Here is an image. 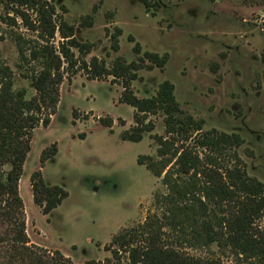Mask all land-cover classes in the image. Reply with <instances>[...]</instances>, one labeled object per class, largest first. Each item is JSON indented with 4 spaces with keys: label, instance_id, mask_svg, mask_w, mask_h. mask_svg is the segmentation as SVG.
I'll return each mask as SVG.
<instances>
[{
    "label": "rangeland",
    "instance_id": "374dc122",
    "mask_svg": "<svg viewBox=\"0 0 264 264\" xmlns=\"http://www.w3.org/2000/svg\"><path fill=\"white\" fill-rule=\"evenodd\" d=\"M147 1L149 9L141 0H57L55 5L57 14L75 25L76 38L93 46L85 57L87 62L97 57L110 65L117 56L131 63L144 52L167 55L163 71L143 68L138 72L130 86L134 94L149 98L161 83L170 82L180 108L202 120L204 130L234 133L243 139L236 153L247 174L264 184V0ZM5 14L0 2V62L13 71L14 90H25L31 98L35 92L27 77L37 65L17 67L13 34L32 40L37 35L9 28L1 20ZM88 15L93 27H80ZM117 29L121 34L119 50L114 53L109 36ZM59 41L56 34L55 45ZM136 45L139 55L134 51ZM122 91V81L112 77L90 80L78 73L67 80L65 76L57 109L47 127L34 129L23 164L18 192L29 244L51 253L59 251L72 264L110 258L105 246L113 236L142 223L149 212L156 211L153 196L165 192L160 179L137 162L140 156L155 157L151 137L164 135V118L161 114L147 116L145 122L153 130L140 142L123 141L121 134L136 124L134 109L120 100ZM46 113L42 111L41 118ZM52 145L56 155L42 164V153ZM39 171L46 185L67 192V198L48 215L32 199L29 180ZM256 225L264 234V217ZM8 230L0 224L2 235ZM3 245L0 264L7 261ZM180 250L238 264L228 250L216 245L197 250L184 245Z\"/></svg>",
    "mask_w": 264,
    "mask_h": 264
},
{
    "label": "trees",
    "instance_id": "16d2710c",
    "mask_svg": "<svg viewBox=\"0 0 264 264\" xmlns=\"http://www.w3.org/2000/svg\"><path fill=\"white\" fill-rule=\"evenodd\" d=\"M141 1L148 7L147 0ZM0 2L6 10L2 23L37 35L32 40L18 32L13 34L17 67L37 65L27 77L34 96L27 98L25 90H14L13 71L0 62V224L9 228L6 236L0 233V247L6 244V264H72L59 251L51 253L29 244L18 183L34 129L49 125L65 76L70 80L78 73L90 80L112 77L122 81L120 100L134 109L136 124L121 134L123 141L140 142L153 130V125L145 122L147 116L161 114L164 118V135L151 137L156 145L155 157L140 156L137 160L165 188L164 193L153 196L156 211L149 212L137 226L113 236L105 246L110 258L85 264H224L184 253L180 250L184 245L193 250L216 245L228 250L238 264H264V234L256 225L264 217V184L247 174L236 153L243 139L234 133L204 130L202 120L180 108L174 86L168 81L149 98H138L131 90L139 70L153 66L163 69L167 55L145 52L144 58L131 63L117 56L110 65L97 57L87 62L85 57L93 46L80 42L75 25L57 14V0ZM60 9L65 13L63 6ZM92 23V17L87 16L80 27L90 28ZM56 34L60 39L57 45ZM120 34L117 29L109 36L114 53L119 50ZM134 51L139 54L140 48L136 45ZM261 62L264 65V53ZM262 77L264 80V71ZM42 111H47L44 118ZM56 153L52 145L42 153L41 163ZM5 166L9 170L4 171ZM29 182L33 203L43 215L50 214L67 198L61 187L46 185L40 171L34 172Z\"/></svg>",
    "mask_w": 264,
    "mask_h": 264
},
{
    "label": "flooded vegetation",
    "instance_id": "af4514ba",
    "mask_svg": "<svg viewBox=\"0 0 264 264\" xmlns=\"http://www.w3.org/2000/svg\"><path fill=\"white\" fill-rule=\"evenodd\" d=\"M148 3H149V2H148ZM149 7H150V5H148V7H146V8L149 9ZM88 16H90V15H88ZM86 17H87V16H86ZM86 17H85V18H86ZM91 17H92V16H91ZM85 18H84V19H85ZM82 21H83V19L81 20L80 23H82ZM80 23H79V25H80ZM92 27H93V23H92ZM92 27H90V28L87 27V28H88V29H91ZM82 28H84V27H82ZM106 29H107V28H106ZM75 34H76V29H75ZM144 53H145V52H144ZM144 53H143V55H142L141 58H144ZM139 54H141V53H139ZM139 54H138V55H139ZM157 55H158V54H157ZM162 56H163V55H162ZM160 57H161V56H160ZM139 59H140V58H139ZM167 59H168V57H167ZM146 63H147V64H146ZM146 63H145L146 65H150L148 62H146ZM166 63H167V62H166ZM153 68H157V67H156V66H153L151 69H148V71H149V70H152ZM157 69H159V68H157ZM163 69H164V68H163ZM163 69H159V70L163 71ZM142 70H144V69L142 68V69L139 70L138 72H140V71H142ZM146 70H147V69H146ZM138 72H137V75H138ZM136 79H137V78H136ZM136 79H135V80H136ZM135 80H134V81H135ZM132 82H133V81H132ZM157 89H158V88H157ZM156 91H157V90H156ZM155 93H156V92H155ZM155 93H154V95H155ZM152 96H153V95H152ZM246 171H247V170H246Z\"/></svg>",
    "mask_w": 264,
    "mask_h": 264
}]
</instances>
